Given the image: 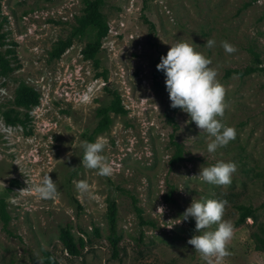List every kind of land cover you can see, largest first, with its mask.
Returning <instances> with one entry per match:
<instances>
[{"label":"rangeland","instance_id":"1","mask_svg":"<svg viewBox=\"0 0 264 264\" xmlns=\"http://www.w3.org/2000/svg\"><path fill=\"white\" fill-rule=\"evenodd\" d=\"M84 7L0 0V264H47L45 251L58 264H206L187 244L195 220L178 223L200 197L228 201L223 219L235 232L222 264H264V0H101L106 31L93 57ZM180 39L212 60L226 89L222 122L237 134L214 154L188 114L170 106L156 67ZM221 41L237 51L227 54ZM115 95L122 109H108L97 129ZM98 137L110 177L81 165V142ZM220 160L237 165L231 185L192 177ZM47 174L57 198L19 191ZM79 180L90 193H78ZM110 202L117 258L106 241ZM65 223L74 240L93 238L77 256L58 239Z\"/></svg>","mask_w":264,"mask_h":264},{"label":"clouds","instance_id":"2","mask_svg":"<svg viewBox=\"0 0 264 264\" xmlns=\"http://www.w3.org/2000/svg\"><path fill=\"white\" fill-rule=\"evenodd\" d=\"M214 39L206 40L205 46L213 48ZM221 47L227 54L237 51L228 41H221ZM212 60L197 52L193 44L177 40L166 56H161L157 70L165 74L166 90L169 94L172 108H180L187 113L200 133L207 135V152L214 154L218 148L226 147L236 138V129L222 122L227 104L226 89L217 79L218 72L211 66ZM83 158L81 165L86 169L97 170L100 176L110 177L113 174V164L102 153L106 141L98 137L95 142L82 141ZM237 171L235 162L217 161L215 164L200 167V180L216 186L227 187L232 183V176ZM187 177V176H186ZM26 188L20 192L35 193L41 199H55L59 196L57 185L49 174L44 175L39 183L25 181ZM78 193L88 194L91 187L86 180L74 181ZM228 201L226 199L193 198L190 206L182 213V221L190 217L195 220V233L188 239L200 259L206 264H222L231 255L228 250L230 241L234 238V225L230 220H224ZM164 206H159L155 213L163 216ZM177 220V219H176ZM175 221L169 220L168 222ZM178 223H173L170 228ZM217 225L213 230L212 225Z\"/></svg>","mask_w":264,"mask_h":264},{"label":"trees","instance_id":"3","mask_svg":"<svg viewBox=\"0 0 264 264\" xmlns=\"http://www.w3.org/2000/svg\"><path fill=\"white\" fill-rule=\"evenodd\" d=\"M101 0H85V19L83 23H88L89 26L95 29V40L90 43L89 47L85 49L86 54L89 57H93L94 51L97 47L100 45V37L105 33L106 31V25L103 22L101 18V14L99 12V4ZM251 66H247L245 68V72L248 70H251ZM115 101H113L110 105L102 107L99 112H102V116L100 117L99 121L96 123V128L99 129L102 126L106 124V122L109 120L108 113L106 112L108 109H114V110H121V106L118 103L117 95H115ZM107 218H108V233L106 234V241L109 246V258H117L119 255L120 247L118 245V239L119 236L115 229V206L113 202H110L107 212ZM97 234V232H94ZM138 238H141V234H138ZM58 239L61 243L62 248L64 251L69 254L70 256H77L81 253V250L83 247H86V245H90L92 242V237L87 236L86 238L82 235L77 236V238L74 240L72 238V235L69 231L68 224L65 223L64 226L60 229V233L58 236ZM258 240L262 245H264V237H259ZM44 260L47 262V264H58V261L55 259V257L50 253L45 251L44 252Z\"/></svg>","mask_w":264,"mask_h":264}]
</instances>
